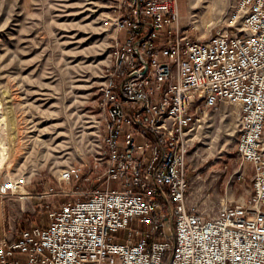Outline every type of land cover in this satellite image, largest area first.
I'll list each match as a JSON object with an SVG mask.
<instances>
[{
  "label": "built area",
  "instance_id": "2783aa9c",
  "mask_svg": "<svg viewBox=\"0 0 264 264\" xmlns=\"http://www.w3.org/2000/svg\"><path fill=\"white\" fill-rule=\"evenodd\" d=\"M236 1L202 40L182 26L178 0H118L100 89L102 188L51 209L44 224L2 222L0 264H264V0ZM222 104L237 106L233 175L249 171L251 190L208 218L187 204L189 135ZM16 184L25 186L0 181V198L19 195Z\"/></svg>",
  "mask_w": 264,
  "mask_h": 264
},
{
  "label": "rangeland",
  "instance_id": "374dc122",
  "mask_svg": "<svg viewBox=\"0 0 264 264\" xmlns=\"http://www.w3.org/2000/svg\"><path fill=\"white\" fill-rule=\"evenodd\" d=\"M235 2L178 0L182 26L204 40ZM117 4L0 0V181L25 184H16L19 195L0 198L5 228L44 224L51 209L102 188L96 178L104 169L94 160L104 138L100 89L111 65ZM198 119L190 133L187 204L215 218L224 205L247 201L251 174L246 170L242 181L233 175L237 106L211 107ZM70 170H79L77 177L61 183Z\"/></svg>",
  "mask_w": 264,
  "mask_h": 264
},
{
  "label": "water",
  "instance_id": "95a60500",
  "mask_svg": "<svg viewBox=\"0 0 264 264\" xmlns=\"http://www.w3.org/2000/svg\"><path fill=\"white\" fill-rule=\"evenodd\" d=\"M164 231H165L167 237H169L171 235V232H170L171 230L169 229L167 222H165V224H164Z\"/></svg>",
  "mask_w": 264,
  "mask_h": 264
},
{
  "label": "bare ground",
  "instance_id": "6f19581e",
  "mask_svg": "<svg viewBox=\"0 0 264 264\" xmlns=\"http://www.w3.org/2000/svg\"><path fill=\"white\" fill-rule=\"evenodd\" d=\"M201 127V126H200ZM192 132V131H191ZM193 135V133H192ZM190 136V135H189ZM193 138H195V136L193 135ZM4 151H5V148H3L2 150H0V162L2 161L1 159L3 158L4 156Z\"/></svg>",
  "mask_w": 264,
  "mask_h": 264
},
{
  "label": "trees",
  "instance_id": "16d2710c",
  "mask_svg": "<svg viewBox=\"0 0 264 264\" xmlns=\"http://www.w3.org/2000/svg\"><path fill=\"white\" fill-rule=\"evenodd\" d=\"M28 224H30V223H28ZM28 224L25 223V224H24V227H25V228H30V227H26ZM30 226H31V225H30ZM31 227H32V226H31Z\"/></svg>",
  "mask_w": 264,
  "mask_h": 264
},
{
  "label": "crops",
  "instance_id": "0c3cea01",
  "mask_svg": "<svg viewBox=\"0 0 264 264\" xmlns=\"http://www.w3.org/2000/svg\"><path fill=\"white\" fill-rule=\"evenodd\" d=\"M183 16V15H182Z\"/></svg>",
  "mask_w": 264,
  "mask_h": 264
}]
</instances>
